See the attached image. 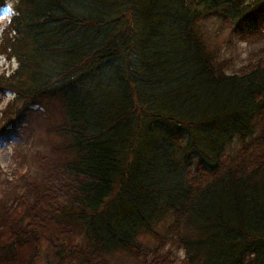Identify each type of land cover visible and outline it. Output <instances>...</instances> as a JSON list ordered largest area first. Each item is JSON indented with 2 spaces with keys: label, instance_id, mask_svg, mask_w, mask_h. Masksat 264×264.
<instances>
[{
  "label": "trees",
  "instance_id": "trees-1",
  "mask_svg": "<svg viewBox=\"0 0 264 264\" xmlns=\"http://www.w3.org/2000/svg\"><path fill=\"white\" fill-rule=\"evenodd\" d=\"M15 2L0 136L40 105L56 140L22 194L0 171V264H264V45L230 72L206 39L264 38V0Z\"/></svg>",
  "mask_w": 264,
  "mask_h": 264
},
{
  "label": "rangeland",
  "instance_id": "rangeland-1",
  "mask_svg": "<svg viewBox=\"0 0 264 264\" xmlns=\"http://www.w3.org/2000/svg\"><path fill=\"white\" fill-rule=\"evenodd\" d=\"M15 1L0 0V37H2L5 27L9 25L14 15ZM258 26L264 31V25ZM208 28L206 39L210 49L219 51L221 56L233 59L230 72L238 71L246 63L250 53L264 45V38L256 40L258 35L242 36L240 30L230 23L229 25H223L221 21L214 20ZM16 68L17 63L15 60L10 63L4 56L0 55V75L4 72L9 73V70ZM13 99L14 96L11 92L3 93L0 91V116L8 102ZM31 109L25 119L19 120L21 124L15 125L13 129L0 136V171L13 181L11 186L16 188L18 194L23 189V186L22 188L17 186L20 183L19 180L23 178H19V176L22 174L25 177L29 176L37 168L35 155L50 152V144L56 140L54 136L48 135L45 127H42L45 125L43 118H36L41 116L43 112L47 115L48 110L40 105H36ZM39 112H41L40 115ZM28 126L32 127L30 128L33 133L31 136L27 131L29 130L27 129ZM4 179L0 176V199L3 200L7 196L4 191L7 185L2 184ZM141 240L145 246L150 248L157 244L149 236H144ZM180 255L184 256V253L181 252ZM109 262L111 264H134L135 258L129 252L117 251L110 256Z\"/></svg>",
  "mask_w": 264,
  "mask_h": 264
}]
</instances>
